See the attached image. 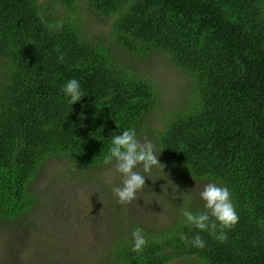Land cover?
I'll return each mask as SVG.
<instances>
[{
    "label": "trees",
    "instance_id": "1",
    "mask_svg": "<svg viewBox=\"0 0 264 264\" xmlns=\"http://www.w3.org/2000/svg\"><path fill=\"white\" fill-rule=\"evenodd\" d=\"M80 1L0 0V220L35 206L29 184L46 159L64 156L72 174H86L106 165L113 136L134 129L138 137L157 94L134 63L159 54L188 75L195 101L150 131L157 149L173 170L227 187L238 222L219 242L185 225L182 212L200 205L178 206L152 233L119 217L107 224L114 231L104 257L264 264V0H84L110 20L106 40L85 37L74 14ZM71 79L84 94L73 105L62 92ZM136 228L147 240L140 253L131 251ZM182 233L200 235L205 247L186 246Z\"/></svg>",
    "mask_w": 264,
    "mask_h": 264
},
{
    "label": "rangeland",
    "instance_id": "2",
    "mask_svg": "<svg viewBox=\"0 0 264 264\" xmlns=\"http://www.w3.org/2000/svg\"><path fill=\"white\" fill-rule=\"evenodd\" d=\"M74 14L86 30L85 37L108 38L110 20L86 11L84 0ZM119 57L128 59L123 54ZM134 65L157 94V109L138 123L143 130L137 139L152 141L163 170L154 167L150 173L142 172L145 187L137 193L138 199L122 205L112 192L121 183L112 165L72 174L67 166L72 163L64 156L46 159L29 184L35 206L12 223L0 220V264H110L104 256L114 231L108 225L114 226L115 219L137 220L142 229L152 233L169 221L178 206L204 207L199 193L207 183L215 182L188 176L165 164L150 133L163 126L166 112L194 103L193 85L186 73L162 55L155 54ZM63 170L70 175L63 178Z\"/></svg>",
    "mask_w": 264,
    "mask_h": 264
},
{
    "label": "clouds",
    "instance_id": "3",
    "mask_svg": "<svg viewBox=\"0 0 264 264\" xmlns=\"http://www.w3.org/2000/svg\"><path fill=\"white\" fill-rule=\"evenodd\" d=\"M62 60L63 55L58 57V62ZM62 92L65 97L69 98L70 105L79 102L84 97L77 79L69 80L62 87ZM104 163L112 165L113 171L121 177L120 186L113 187L112 192L117 202L122 205L131 204L138 199L137 193L145 187L146 176L142 172L150 173L154 167L162 170L164 167L158 160L152 141L145 137L141 142L137 139L134 129L125 130L112 137ZM138 168L141 170H137ZM199 197L204 203V211L193 213L184 210L182 215L185 225L199 232H207L219 242L225 241L227 239L226 230L231 229L238 222L230 191L227 187L218 186L216 183H207L200 191ZM130 235L133 244L131 251L142 252L147 244L143 230L136 228ZM179 238L186 246L191 245L198 249L205 247L204 240L198 234L191 240L183 233Z\"/></svg>",
    "mask_w": 264,
    "mask_h": 264
}]
</instances>
